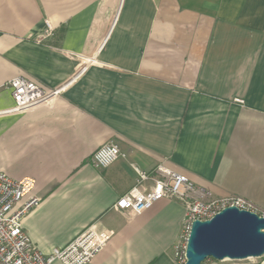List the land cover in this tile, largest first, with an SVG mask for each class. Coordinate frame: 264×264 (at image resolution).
I'll use <instances>...</instances> for the list:
<instances>
[{
  "label": "crops",
  "instance_id": "crops-1",
  "mask_svg": "<svg viewBox=\"0 0 264 264\" xmlns=\"http://www.w3.org/2000/svg\"><path fill=\"white\" fill-rule=\"evenodd\" d=\"M16 77L58 91L0 116V172L37 181L23 226L41 253L92 227L112 237L91 264H177L180 201L113 209L133 167L264 210V0H0V112ZM109 142L124 157L96 169Z\"/></svg>",
  "mask_w": 264,
  "mask_h": 264
},
{
  "label": "built area",
  "instance_id": "built-area-1",
  "mask_svg": "<svg viewBox=\"0 0 264 264\" xmlns=\"http://www.w3.org/2000/svg\"><path fill=\"white\" fill-rule=\"evenodd\" d=\"M52 32V25L46 21V29L40 35L39 42L51 36ZM9 85L15 105L8 111L0 112V116L35 108L58 92L42 89L24 77L12 79ZM121 157L124 155L119 146L109 142L93 154L92 164L96 169H106ZM133 168L138 177L137 182L115 202L113 209L121 213L141 214L163 199L180 201L186 209V220L174 251L177 264L187 263V243L195 220H210L233 206L264 217V213L256 210L247 199L228 197L215 200L210 191L197 187L188 176L164 165H158L152 174ZM36 185L37 181L33 178L13 180L0 172V264H91L105 249L112 233L87 228L64 247L55 248L48 255L32 244L23 222L30 210L39 203V199L33 195Z\"/></svg>",
  "mask_w": 264,
  "mask_h": 264
},
{
  "label": "water",
  "instance_id": "water-1",
  "mask_svg": "<svg viewBox=\"0 0 264 264\" xmlns=\"http://www.w3.org/2000/svg\"><path fill=\"white\" fill-rule=\"evenodd\" d=\"M264 257V217L235 206L214 218L195 220L186 249V264L208 260L245 261Z\"/></svg>",
  "mask_w": 264,
  "mask_h": 264
},
{
  "label": "rangeland",
  "instance_id": "rangeland-1",
  "mask_svg": "<svg viewBox=\"0 0 264 264\" xmlns=\"http://www.w3.org/2000/svg\"><path fill=\"white\" fill-rule=\"evenodd\" d=\"M232 197H234V196H232ZM213 198H214L215 200H216V199H223V198H215L214 196H213ZM226 198H228V197H226ZM254 207H255L256 210H258V211L264 213V210H263L262 208L258 207L257 205H254Z\"/></svg>",
  "mask_w": 264,
  "mask_h": 264
}]
</instances>
